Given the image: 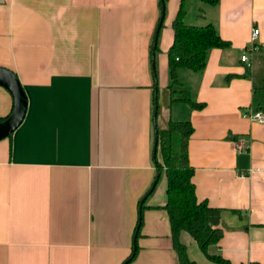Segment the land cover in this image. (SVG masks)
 <instances>
[{"label":"crops","instance_id":"1","mask_svg":"<svg viewBox=\"0 0 264 264\" xmlns=\"http://www.w3.org/2000/svg\"><path fill=\"white\" fill-rule=\"evenodd\" d=\"M179 4L165 0L155 81L160 0H0V69L27 101L21 125L0 140V264H179L164 173L151 191L154 125L169 121L191 124L196 198L220 210L223 235L208 253L264 264V122L243 118L264 114V0L185 2L186 25L211 24L228 43L201 72H176L175 88L201 110L172 103L168 89ZM254 28L259 51L247 68L240 56ZM13 108L0 86V119ZM179 241L194 264H216L187 233Z\"/></svg>","mask_w":264,"mask_h":264},{"label":"trees","instance_id":"2","mask_svg":"<svg viewBox=\"0 0 264 264\" xmlns=\"http://www.w3.org/2000/svg\"><path fill=\"white\" fill-rule=\"evenodd\" d=\"M189 0H180L179 9L172 23L173 43L167 52L168 67L170 72L171 102L182 101L195 110H201L202 104L192 102L186 92L183 98H176L174 86H178L176 72L178 69H187L191 72H201L206 64L207 55L212 49H224L228 43L221 40L211 25L189 26L184 23V4ZM207 6H216L219 0H193ZM164 7L165 0H160V9ZM158 47L151 48L150 55L155 56ZM154 60L151 58V63ZM156 80V74L154 72ZM156 87V86H155ZM264 88V86H263ZM5 119H0V123ZM193 133L189 122L169 121L166 130L157 129V150L154 160L156 179L151 191L155 188L157 176L162 173L166 176V204L164 209L168 214L172 246L179 264H194L189 260L186 247L180 243L181 233H187L196 243L199 250L211 262L216 264H230L220 256L210 255L208 249L218 244L223 231L218 228L220 222V210L211 208L205 201H198L195 195V187L192 182L194 168L188 160V140ZM141 228V210L134 235L137 237ZM136 245L128 260L135 256Z\"/></svg>","mask_w":264,"mask_h":264},{"label":"water","instance_id":"3","mask_svg":"<svg viewBox=\"0 0 264 264\" xmlns=\"http://www.w3.org/2000/svg\"><path fill=\"white\" fill-rule=\"evenodd\" d=\"M164 14L165 13L163 7L161 11L160 20L158 22V25L154 33L152 48H156L157 46L158 35L162 26ZM152 60H154V56H152ZM152 69L153 71L155 70L154 62L152 63ZM0 86L10 91L14 103V108L10 117L0 123V140H2L4 138H7L12 133H14L16 129L21 125L26 113L27 101H26L25 93L20 83L18 82L16 76L12 72L8 70L0 69ZM157 109H158L157 101H155L154 121H156ZM156 150H157V128L156 125H154V143L152 150L153 159L156 158Z\"/></svg>","mask_w":264,"mask_h":264},{"label":"built area","instance_id":"4","mask_svg":"<svg viewBox=\"0 0 264 264\" xmlns=\"http://www.w3.org/2000/svg\"><path fill=\"white\" fill-rule=\"evenodd\" d=\"M259 30L257 28L252 29L248 46L241 51L240 61L246 65L247 68H251L250 56L259 51L257 44ZM243 118L254 123H263L264 114L262 112H246L243 114ZM237 152L247 150V144L244 142H238L235 145Z\"/></svg>","mask_w":264,"mask_h":264},{"label":"rangeland","instance_id":"5","mask_svg":"<svg viewBox=\"0 0 264 264\" xmlns=\"http://www.w3.org/2000/svg\"><path fill=\"white\" fill-rule=\"evenodd\" d=\"M190 17H191V14H189V17L187 16V19L189 20ZM258 72H259V71H258ZM258 72H257V73H258ZM258 77H259V76L257 75V78H258ZM175 87H176V86L173 87V91L176 92L175 97H176V98H183V97H184V94L182 93V91L178 90V88H175Z\"/></svg>","mask_w":264,"mask_h":264}]
</instances>
